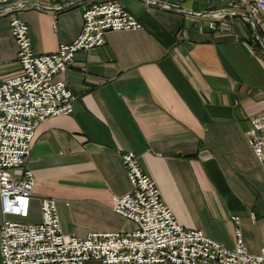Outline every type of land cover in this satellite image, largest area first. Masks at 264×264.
<instances>
[{"label":"crops","instance_id":"crops-1","mask_svg":"<svg viewBox=\"0 0 264 264\" xmlns=\"http://www.w3.org/2000/svg\"><path fill=\"white\" fill-rule=\"evenodd\" d=\"M102 1L23 0L9 15L27 25L34 53H48L70 42L82 12ZM116 1L140 27L106 32L102 46L77 51L56 75L75 97L72 112L34 130L25 163L34 183L21 221L37 222L48 196L66 234L129 230L112 206L130 188L120 154L132 151L178 224L227 247L238 227L247 251L258 252L264 173L245 131L264 111L261 33L237 14H207L226 9L224 1ZM9 15L0 17V80L19 71Z\"/></svg>","mask_w":264,"mask_h":264},{"label":"built area","instance_id":"built-area-1","mask_svg":"<svg viewBox=\"0 0 264 264\" xmlns=\"http://www.w3.org/2000/svg\"><path fill=\"white\" fill-rule=\"evenodd\" d=\"M220 1L228 7L208 15L237 14L264 41V0ZM22 2L0 0V17L21 9ZM187 13L194 12L189 9ZM81 19L80 31L70 42L60 43L52 52L34 53L27 25L14 15L8 17L19 71L0 80V264H84L88 260L101 264H264V246L256 253L248 252L238 227L233 244L227 247L198 229L178 224L132 151L120 154L130 188L112 206L113 213L131 224L129 230L88 232L82 238L66 234L55 201L48 196L39 199L37 222L21 221L28 215L34 183L25 167L34 130L48 117L72 112L75 97L56 75L65 71L77 51L102 46L106 32L140 27L116 0L90 4ZM248 124L246 142L264 173V111L250 117ZM230 220L238 223L237 216Z\"/></svg>","mask_w":264,"mask_h":264},{"label":"rangeland","instance_id":"rangeland-1","mask_svg":"<svg viewBox=\"0 0 264 264\" xmlns=\"http://www.w3.org/2000/svg\"><path fill=\"white\" fill-rule=\"evenodd\" d=\"M203 2L204 4H205V2H210V3H213V2H220L221 3V1L220 0H200V2ZM235 19H238V17L237 16H233Z\"/></svg>","mask_w":264,"mask_h":264},{"label":"water","instance_id":"water-1","mask_svg":"<svg viewBox=\"0 0 264 264\" xmlns=\"http://www.w3.org/2000/svg\"><path fill=\"white\" fill-rule=\"evenodd\" d=\"M249 22V21H248ZM255 31V30H254Z\"/></svg>","mask_w":264,"mask_h":264}]
</instances>
